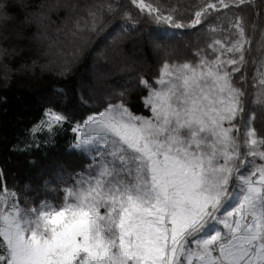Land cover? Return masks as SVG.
Instances as JSON below:
<instances>
[{
    "label": "snow or ice",
    "instance_id": "obj_1",
    "mask_svg": "<svg viewBox=\"0 0 264 264\" xmlns=\"http://www.w3.org/2000/svg\"><path fill=\"white\" fill-rule=\"evenodd\" d=\"M129 3L137 15L119 0H49L25 17L64 32L54 75L67 78L85 59L93 74L71 103L55 88L11 151L70 130L66 151L90 162L67 172L62 157L48 161L45 174L65 181L59 205H22L0 169V264H264V136L253 127L264 112V22L231 13L252 0H203L187 19L177 6ZM140 17L157 27L145 33ZM9 19L0 0V21ZM189 35L195 59H175L174 43ZM129 47L161 57L153 83L138 74L150 115L132 112L127 90L108 83L112 68L136 71Z\"/></svg>",
    "mask_w": 264,
    "mask_h": 264
},
{
    "label": "trees",
    "instance_id": "obj_2",
    "mask_svg": "<svg viewBox=\"0 0 264 264\" xmlns=\"http://www.w3.org/2000/svg\"><path fill=\"white\" fill-rule=\"evenodd\" d=\"M4 2L8 4L11 19L6 22L0 21V50L7 49L6 52H0V169L4 172L8 188L15 189L20 193L22 205L25 204V199H27L25 206H34L42 199L51 200L59 205L62 196L59 185L65 181H62L55 173L45 174L48 161L52 157H62L69 165L67 172L81 171L90 162L86 157L71 156L66 151L68 142L72 139L71 131L62 130L54 143H42L38 149L33 148L30 152H13L11 146L18 140H22L26 129L38 121L42 106L53 98L55 88L67 89L69 103L72 102L74 100L73 92L79 88L80 81L92 79V65L87 59L81 61L74 66L71 75L67 78L54 75L59 70L56 65L59 64V60H62L60 58L50 62L49 65L45 64L48 66L47 72L33 70V66L44 62L38 58V55L43 56L45 52L44 50L39 52L44 48L32 41L34 40L33 34L37 32V29L35 31L33 25L25 24L24 20L29 14L41 11V6L48 4L49 0H4ZM152 2L163 6H177L187 19L203 0H152ZM119 3L132 11L134 16L138 14L129 0H119ZM222 11L228 12V10ZM231 13L241 15L246 24L253 21L264 22V0H252L251 5L246 4L240 8H232ZM214 15L219 14L214 13ZM220 18L224 19L223 16ZM52 19L57 20L55 14L52 15ZM115 23H124V21L117 19L113 22V24ZM139 26L145 33L157 27L143 17L139 18ZM55 27L56 25L53 24L44 30L46 34L51 35L56 32ZM111 27L112 25H109V30ZM180 31L191 33L195 30ZM56 35L58 41L53 44L50 51L61 55L62 51L67 50V40L61 39V36H65L63 31L56 32ZM98 39L99 37L92 38L89 41V46L94 47ZM193 41L194 37L191 35L176 41L173 45L176 49L174 58L194 60L195 57L191 52ZM127 56L130 62H134V67L136 66L139 72L126 73L112 68L110 77L116 76L117 80L122 78L128 83L132 82L133 88L126 91L129 108L136 114L150 115L140 99L141 96L146 95V90L138 83V73L143 75L149 83H153L159 74L161 57L153 55L148 49L137 50L131 47H129ZM101 68L102 64L97 65V70ZM248 70L251 74V64ZM248 107L249 105L246 104V113ZM96 108V104H93L91 108L80 107L77 115H87ZM253 127L258 136H264V112L258 108L255 110ZM33 160L36 161L35 164L30 163ZM46 182H48L47 187H45ZM25 185H28L27 189H25Z\"/></svg>",
    "mask_w": 264,
    "mask_h": 264
},
{
    "label": "rangeland",
    "instance_id": "obj_3",
    "mask_svg": "<svg viewBox=\"0 0 264 264\" xmlns=\"http://www.w3.org/2000/svg\"><path fill=\"white\" fill-rule=\"evenodd\" d=\"M33 27H34V29L36 31V29H37L36 26L33 25ZM34 29L32 28L33 31H34ZM22 36H23V34H22ZM33 38H34V40H32V41L36 45H39V47H43L44 48V49H40L39 52H42L43 50L45 52V55H43V56L38 55V58L41 59L44 62L42 64L38 63V65L33 66V70L36 69V70H40L42 72H47L48 66L45 65V64L49 65L50 62H54V60H56L58 58L62 59L61 55H59L56 52L53 53V52L50 51L51 48H53V44L58 41L56 32L52 33L51 35L50 34L48 35V34H46V31L44 29H40L39 31L37 30V32L35 34H33ZM64 38H65L64 35L61 36V39H64ZM64 48L66 50V47H64ZM35 51H36V49H35ZM58 62H59V64L56 65V68L60 67V64H61L62 60H59ZM135 68H136V66H135ZM123 72L128 73V71H123ZM134 72H139V71L136 69V71H134ZM108 83L113 85V86H115V87L123 88V89H126V90H130L131 88H133V83L132 82L128 83L124 79L122 80V78L120 80H117L116 76L110 77L109 80H108Z\"/></svg>",
    "mask_w": 264,
    "mask_h": 264
}]
</instances>
